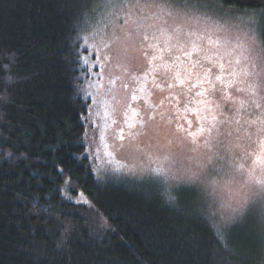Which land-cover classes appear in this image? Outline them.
Masks as SVG:
<instances>
[{"label":"trees","instance_id":"1","mask_svg":"<svg viewBox=\"0 0 264 264\" xmlns=\"http://www.w3.org/2000/svg\"><path fill=\"white\" fill-rule=\"evenodd\" d=\"M95 3L0 0V264H258L244 256L249 237L231 227L222 240L194 187L95 175L88 69L76 62ZM223 7L250 13L264 0Z\"/></svg>","mask_w":264,"mask_h":264},{"label":"rangeland","instance_id":"2","mask_svg":"<svg viewBox=\"0 0 264 264\" xmlns=\"http://www.w3.org/2000/svg\"><path fill=\"white\" fill-rule=\"evenodd\" d=\"M127 3L135 5L136 0H127ZM132 10L131 7L123 11L110 10L116 14L107 22V28L94 22L85 37L88 54L83 57L89 61L87 64L89 80L84 86V97L89 99L90 95L91 99L85 115L87 147L84 154L90 159L97 177L108 174L143 178L149 177L147 175L149 169L160 168L164 170L166 177L161 181L164 185H186L199 190L204 196L216 231L220 230L222 240L225 241L223 232L228 228H234V232L249 237L255 243V251L244 253V256L251 254L258 264H264V220L261 219L258 210L253 208L247 218L238 215L235 224L229 223L227 218L231 215V209L225 207V204L230 200L231 192L227 189L214 191L211 186L205 189L200 180L193 183L183 178L179 173L170 171V161L167 159L170 155L168 141H175L178 136L186 135V132L178 131L179 129H187L199 136L198 128L201 123L207 126L211 117L217 115L219 119L221 112L227 116L235 115L237 109L243 111L241 105L246 103V100L234 89H225L224 85L216 82L214 75L207 78L212 84L200 83L204 78L203 69L198 65L192 66L195 59L199 58L197 54L193 53L192 60L184 57L181 52L169 55L162 50L163 40L141 42L137 39L132 64L126 66L127 70L125 66L118 65L112 58V49L119 47L123 41L124 34L130 27L123 23V20L127 19L125 13ZM253 12L257 13L256 36L259 41L260 11ZM222 15H214L212 20L226 27L231 26L235 32L244 27L240 19L228 16L221 18ZM236 16L243 17L244 13L236 10ZM115 36H120L121 39L113 44ZM105 44L111 45V49L105 48ZM150 45H155V49H151ZM94 49L95 62L92 61ZM144 49H149L148 55L143 54ZM153 55L161 58L153 60ZM177 55L180 56L178 61L175 60ZM103 57H109L108 62H104ZM129 71L136 77L135 79L130 78ZM215 71L219 74L218 69ZM180 81H184L183 84ZM193 83L199 86L192 88ZM170 84L172 87H169ZM228 91L231 92V97L228 108L225 109L221 97ZM197 92L204 94L197 95ZM149 116L152 119H149ZM200 117L206 119L201 121ZM129 123H132L134 131L139 133L135 140L131 138ZM143 124H146V127L142 126ZM230 128L234 129L235 125H224L221 131L227 132ZM122 136L124 139H121ZM212 136H216L215 131ZM203 142V137H200L201 148L197 155L202 168L193 164L192 170L201 180H219L220 176L215 170L221 168L226 170L232 162V157L221 151L220 154L225 155V159L218 161L216 159L218 149L216 147L205 149ZM186 147L190 148L192 145L188 144ZM235 159L240 160L239 157ZM128 169H135L136 174H131ZM256 174H259V168ZM173 175L176 179H172ZM82 198L85 201L83 196ZM232 203L235 207V201ZM227 248L234 254L243 252L241 249L233 250L229 246Z\"/></svg>","mask_w":264,"mask_h":264},{"label":"snow or ice","instance_id":"3","mask_svg":"<svg viewBox=\"0 0 264 264\" xmlns=\"http://www.w3.org/2000/svg\"><path fill=\"white\" fill-rule=\"evenodd\" d=\"M225 2L227 0H222L221 6L216 7L208 4L206 0L204 2L184 0L183 4L179 0H136L135 5H129L127 0H96L90 11L89 20H94L97 25L103 24L107 28V22L116 14L110 10L123 11L131 7L133 10L126 12L127 19L123 20V23L130 27L125 32L120 46L112 49V58L118 65L126 67L132 64L137 39L141 42L163 40L162 50L169 55L181 52L184 57L192 60L193 53L197 54L199 58L195 59L192 66L198 65L203 69L204 78L200 83L212 84L207 78L214 75L216 82L224 85L225 89H234L246 100V103L241 105L243 111L237 109L235 115L227 116L221 112L219 119L217 115H213L207 126L201 123L198 128L199 136L181 128L178 131H184L186 135L178 136L175 141H168L170 155L167 159L170 161V171L179 173L193 183L200 180L205 189L211 186L214 191L229 190L231 198L225 207L231 209V215L227 219L229 223L235 224L238 215L247 218L253 208L258 210L261 219L264 220V39L258 41L256 36L257 13H244L243 17H238L235 9H224ZM220 14H223L221 18L228 16L240 19L244 27L235 32L231 26L226 27L212 20V16ZM259 16L261 27L264 28V9L260 11ZM120 39V36H115L112 43L115 44ZM104 47L111 49L109 44H105ZM150 48L154 50L155 45H150ZM87 52L88 46L85 47V53ZM148 52L149 49L143 50L144 55H148ZM160 58L152 56L153 60ZM102 59L108 62L109 57ZM175 60H180V56H175ZM81 61L85 67L89 62L77 51L76 62L80 64ZM92 61H96L95 49L92 52ZM4 67L10 68V65ZM216 69L219 70V74H216ZM128 74L130 78H136L130 71ZM8 79L10 80V77ZM183 82L180 81L181 84ZM198 86L196 83L191 85L192 88ZM203 94L197 92V95ZM230 97V91L221 97L225 109L228 108ZM161 118L163 119V115ZM149 119L152 117L149 116ZM205 119L200 117L201 121ZM233 124L234 129L221 131L224 125ZM142 126L146 127V124ZM128 128L131 138L135 140L139 133L134 131L132 123L128 124ZM213 131L216 133L215 137L212 136ZM200 137H203L205 149L211 147L218 149L216 157L218 161L225 159V155L220 154L221 151L232 157V162L226 170L224 168L215 170L220 176L219 180H201L192 170L193 164L202 168L197 155L201 148ZM188 144L192 147H186ZM236 157L240 160L237 161ZM172 165L178 167L173 168ZM128 172L136 174L135 169H128ZM147 175L155 183H160L166 178L164 170L160 168L149 169ZM172 179H176V176L173 175ZM233 201L236 203L235 207ZM217 231L220 232L219 229Z\"/></svg>","mask_w":264,"mask_h":264}]
</instances>
